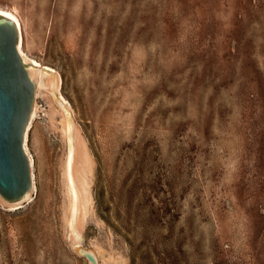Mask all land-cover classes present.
Returning a JSON list of instances; mask_svg holds the SVG:
<instances>
[{"label":"rangeland","instance_id":"1","mask_svg":"<svg viewBox=\"0 0 264 264\" xmlns=\"http://www.w3.org/2000/svg\"><path fill=\"white\" fill-rule=\"evenodd\" d=\"M0 6L61 78L37 97L36 191L0 193V264H89L68 224L63 105L92 157L78 225L103 264H264V0Z\"/></svg>","mask_w":264,"mask_h":264},{"label":"water","instance_id":"2","mask_svg":"<svg viewBox=\"0 0 264 264\" xmlns=\"http://www.w3.org/2000/svg\"><path fill=\"white\" fill-rule=\"evenodd\" d=\"M16 20L0 16V193L9 200L23 198L34 184L33 166L25 137L32 117L37 83L20 52ZM92 264V248H81Z\"/></svg>","mask_w":264,"mask_h":264},{"label":"bare ground","instance_id":"3","mask_svg":"<svg viewBox=\"0 0 264 264\" xmlns=\"http://www.w3.org/2000/svg\"><path fill=\"white\" fill-rule=\"evenodd\" d=\"M0 16H8L10 18H13L16 20L17 24L19 25L21 35L18 46L23 56V59L28 66L31 76L35 79L37 83V97L41 93L43 85L47 83L53 85V91L56 88L60 87L61 78L59 74L51 69L48 72L44 71L40 66V62L35 58H31L28 52L25 50L24 47L25 27L20 15L13 9L0 6ZM47 80H49V82H47ZM37 97L35 99L32 117L29 122L25 137V147L27 149V152L29 153L31 163L33 166L34 184H33V188L23 198L13 202V204L16 205H21L24 201L30 199L33 193L37 189V182L34 171L35 159L29 149V143H28L30 130L33 127L34 121L37 118L38 110H39ZM63 107L65 110L68 111L64 113V116L61 119V124H60L62 127V132L67 139V146L63 159V173L69 195L68 224L70 226L71 232L73 233L72 235L73 247L78 252H80L81 248H84L85 246H83V233L78 225V220L80 217L81 208L83 207L84 210H86V207L89 205L88 202L91 199L90 191L87 185L88 183L87 174L89 168L92 165V157L89 153L87 146H85L84 144H83L84 146H80L78 138L73 132L75 128L70 110L66 105H63ZM85 248L94 249L99 259V264H103L102 262L103 254L101 247L88 246ZM89 264H92L91 260L89 261Z\"/></svg>","mask_w":264,"mask_h":264}]
</instances>
